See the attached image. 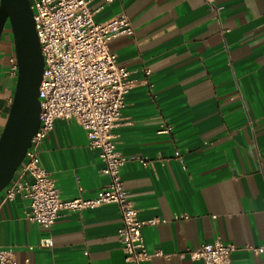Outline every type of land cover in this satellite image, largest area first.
<instances>
[{
	"label": "crops",
	"instance_id": "crops-1",
	"mask_svg": "<svg viewBox=\"0 0 264 264\" xmlns=\"http://www.w3.org/2000/svg\"><path fill=\"white\" fill-rule=\"evenodd\" d=\"M89 7L97 22L124 12L135 27L110 45L138 83L114 134L129 159L122 179L140 220L161 221L143 229L147 249L165 255L149 264H205L187 253L215 242L236 247L231 264H264V253L251 250L264 244V0ZM1 53L0 136L16 83L13 40ZM40 161L63 200L93 199L110 182L74 119L55 122ZM28 210L23 198L0 204V248L12 249L16 264H127L117 205L63 212L51 228L28 221Z\"/></svg>",
	"mask_w": 264,
	"mask_h": 264
},
{
	"label": "built area",
	"instance_id": "built-area-1",
	"mask_svg": "<svg viewBox=\"0 0 264 264\" xmlns=\"http://www.w3.org/2000/svg\"><path fill=\"white\" fill-rule=\"evenodd\" d=\"M124 0H104L105 5ZM37 36L44 57L43 82L40 87L41 124L32 139L26 158L10 184L0 194V204L23 198L29 202L26 218L44 228H51L63 212H81L105 205H117L123 226L118 231L127 264H149L161 251L150 252L143 229L159 219L144 223L140 210L129 198L122 171L129 159L118 149L114 134L125 108L126 96L137 86L131 71L118 64L110 45L118 37H132L135 27L122 12L106 21L97 22L89 0H30ZM220 9H213L218 11ZM9 74L17 79L15 55L9 60ZM146 75L151 71L147 69ZM76 120L86 131L88 145L99 150L105 164L103 173L110 178L93 199L63 200L55 178L40 161V148L57 120ZM180 158V153H176ZM148 166L149 159L136 157ZM32 177L28 181L27 177ZM259 255L264 244L251 248ZM234 245L215 242L204 244L187 255L205 264H231ZM181 256H185L182 254ZM0 264H16L12 249L0 248Z\"/></svg>",
	"mask_w": 264,
	"mask_h": 264
},
{
	"label": "water",
	"instance_id": "water-1",
	"mask_svg": "<svg viewBox=\"0 0 264 264\" xmlns=\"http://www.w3.org/2000/svg\"><path fill=\"white\" fill-rule=\"evenodd\" d=\"M9 25L18 65L13 100L0 136V194L26 158L41 124L44 57L30 0H0V41Z\"/></svg>",
	"mask_w": 264,
	"mask_h": 264
},
{
	"label": "rangeland",
	"instance_id": "rangeland-1",
	"mask_svg": "<svg viewBox=\"0 0 264 264\" xmlns=\"http://www.w3.org/2000/svg\"><path fill=\"white\" fill-rule=\"evenodd\" d=\"M12 40H13V36L11 34L10 28H6L3 35H2L0 45L2 47H7L10 44V41H12ZM5 57H7V56H4V54L1 53L0 60H3Z\"/></svg>",
	"mask_w": 264,
	"mask_h": 264
},
{
	"label": "trees",
	"instance_id": "trees-1",
	"mask_svg": "<svg viewBox=\"0 0 264 264\" xmlns=\"http://www.w3.org/2000/svg\"><path fill=\"white\" fill-rule=\"evenodd\" d=\"M7 27L10 28L9 25Z\"/></svg>",
	"mask_w": 264,
	"mask_h": 264
}]
</instances>
